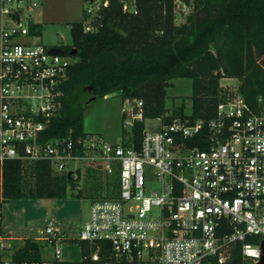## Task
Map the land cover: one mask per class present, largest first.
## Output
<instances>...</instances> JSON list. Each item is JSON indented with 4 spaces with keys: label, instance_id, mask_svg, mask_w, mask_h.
<instances>
[{
    "label": "built area",
    "instance_id": "2783aa9c",
    "mask_svg": "<svg viewBox=\"0 0 264 264\" xmlns=\"http://www.w3.org/2000/svg\"><path fill=\"white\" fill-rule=\"evenodd\" d=\"M0 4V166L7 160H46L54 174H63L69 162L87 159L102 161L108 174L118 167V195L93 200L79 233L78 241L96 245L89 259L100 262L99 248L106 244L109 255L101 264H224L231 247L242 242L244 264H255L264 235V113H252L235 95L206 121L191 122L169 110L146 119L140 100H125L123 129L143 124L138 146L103 144L98 156L86 157L80 138L44 141L45 123L60 104L73 60L49 53L51 48L30 34L27 23L37 0ZM106 5V0L95 9L88 5L86 13ZM187 11L177 0L175 21ZM77 170L71 172L74 178ZM151 181L159 187L148 192ZM38 234L60 261L57 242L67 238L55 221L48 220ZM247 237L257 242H245ZM0 264L53 263L5 259Z\"/></svg>",
    "mask_w": 264,
    "mask_h": 264
},
{
    "label": "trees",
    "instance_id": "16d2710c",
    "mask_svg": "<svg viewBox=\"0 0 264 264\" xmlns=\"http://www.w3.org/2000/svg\"><path fill=\"white\" fill-rule=\"evenodd\" d=\"M106 1L89 21L84 15L81 22L69 24L70 46L56 47L74 60L62 84L60 104L45 123L44 141L83 139V112L94 97L118 93L123 101L140 100L146 119L160 116L168 111L166 88L179 78L191 80V114L185 115L181 105L169 110L173 116L206 121L219 103L235 95L252 113H264V0H178L188 8L181 22L175 21L177 0ZM86 24L91 31H84ZM27 27L30 34L40 36L37 24L29 20ZM72 49L74 55L69 53ZM222 78L237 80L235 92L220 85ZM142 129L139 122L130 131L122 127L121 143L138 146ZM77 151L82 153L81 146ZM76 174V178L54 174L46 160L4 161L1 203L64 198L68 189L77 186L79 170ZM74 242L82 259L53 264H101L109 255L104 244L99 248L101 261H91L89 254L96 245ZM245 242L256 243L257 238L247 237ZM241 245L231 247L224 264H244ZM11 259H39L38 243L26 238Z\"/></svg>",
    "mask_w": 264,
    "mask_h": 264
},
{
    "label": "rangeland",
    "instance_id": "374dc122",
    "mask_svg": "<svg viewBox=\"0 0 264 264\" xmlns=\"http://www.w3.org/2000/svg\"><path fill=\"white\" fill-rule=\"evenodd\" d=\"M38 1V6L40 1ZM78 2L76 8L74 3ZM101 0H94L90 5L87 2L83 4V0H67V5L59 8V11L68 10L70 15L68 22H60L58 24H42L41 37L38 42L41 44L70 46L71 36L69 32V23L81 22L86 13L87 6L93 9L100 4ZM55 9V8H54ZM40 8H34L31 17H36ZM95 15V11L91 13L87 21ZM182 18L179 17V22ZM86 21V22H87ZM19 41H31L33 39H21ZM70 60H74L68 55ZM171 85L166 88V97L164 107L172 110L175 107L183 106L184 114H191V80L187 78L173 79ZM237 80L222 78L220 85L231 92H235L237 88ZM125 101L121 99L118 93L107 95L103 98H96L91 101L83 112L82 130L84 132L83 155L98 156L103 144L118 145L122 139V118L121 108ZM152 123H145V128L151 130ZM114 171L108 174L104 169L102 161H90L87 159L71 161L67 164V172L74 169L79 170L78 188L68 189L67 195L61 198L64 202V209L61 211V218L57 219L58 229L67 237V240L58 241L57 246L61 250L60 261H80L82 259L81 249L78 243L80 230L87 221L88 209L90 203L96 199L116 197L119 193L118 188V167L113 165ZM158 183L151 181L147 185V191L157 190ZM80 192V196L76 194ZM0 200V205H1ZM60 216V215H59ZM27 226L21 231L15 232L13 236L20 237L21 240L13 241V247L6 253L4 259H11L12 251L18 249L26 238L35 240L39 245V259L53 263L54 246L46 240L41 239L39 231H44L47 221L55 218V206L52 200H41L39 208H30L27 211Z\"/></svg>",
    "mask_w": 264,
    "mask_h": 264
},
{
    "label": "crops",
    "instance_id": "0c3cea01",
    "mask_svg": "<svg viewBox=\"0 0 264 264\" xmlns=\"http://www.w3.org/2000/svg\"><path fill=\"white\" fill-rule=\"evenodd\" d=\"M40 11L37 12L36 17L30 16V21L37 24L42 29V24H58L60 22H68L70 12L68 10L59 11V8H64L67 5V0H39ZM85 0H83L84 4ZM78 2L74 3V8H76ZM55 8V9H54ZM3 16L1 14V4H0V30L2 26ZM73 23V22H72ZM70 24V23H69ZM41 37V34L40 36ZM44 45V44H42ZM44 46L48 48H56L57 45ZM41 200H52L55 206V218H61V211L64 209V202L60 199H41ZM41 200L38 199H13L4 202L0 205V262L5 260L6 253L9 249L13 247V241L21 240L20 237L13 236L15 232L21 231L27 226V211L30 208H39ZM60 215V216H59ZM67 238V237H66ZM14 251H12L11 255Z\"/></svg>",
    "mask_w": 264,
    "mask_h": 264
},
{
    "label": "water",
    "instance_id": "95a60500",
    "mask_svg": "<svg viewBox=\"0 0 264 264\" xmlns=\"http://www.w3.org/2000/svg\"><path fill=\"white\" fill-rule=\"evenodd\" d=\"M49 53H51V54H63L64 51L59 49V48H51L49 50ZM69 53L71 55H74L76 53V50L72 49ZM94 99H95V97L92 98L90 101H93ZM70 176H71V172H68L67 177H70ZM255 264H264V235H262V238H261L260 243H259V258Z\"/></svg>",
    "mask_w": 264,
    "mask_h": 264
}]
</instances>
